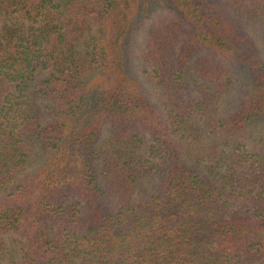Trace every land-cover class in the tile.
Listing matches in <instances>:
<instances>
[{
  "label": "trees",
  "instance_id": "obj_1",
  "mask_svg": "<svg viewBox=\"0 0 264 264\" xmlns=\"http://www.w3.org/2000/svg\"><path fill=\"white\" fill-rule=\"evenodd\" d=\"M0 264H264V0H0Z\"/></svg>",
  "mask_w": 264,
  "mask_h": 264
},
{
  "label": "rangeland",
  "instance_id": "obj_2",
  "mask_svg": "<svg viewBox=\"0 0 264 264\" xmlns=\"http://www.w3.org/2000/svg\"><path fill=\"white\" fill-rule=\"evenodd\" d=\"M147 21L144 20V22L142 23L143 26H139L138 30L134 33L133 35V41H131V45H129V71L132 74H137V76L140 78V80L142 79V73H141V61H140V57H139V47H140V43H141V34L143 33V28L144 24ZM248 32L250 33V36L252 37V39H254L253 41L255 42V44L257 45L258 48H261L260 46V42H259V36L257 34V31L254 29H250L248 30ZM130 44V43H129ZM104 135V134H103ZM3 240L6 241L7 246H8V250L5 251L4 255L2 256L1 260L4 263H12L15 261H18V254H17V246H15V241L18 239V236L12 233H7L4 234L2 236Z\"/></svg>",
  "mask_w": 264,
  "mask_h": 264
}]
</instances>
